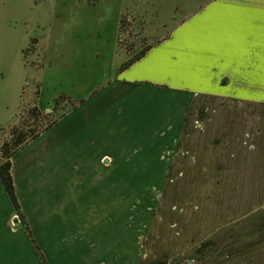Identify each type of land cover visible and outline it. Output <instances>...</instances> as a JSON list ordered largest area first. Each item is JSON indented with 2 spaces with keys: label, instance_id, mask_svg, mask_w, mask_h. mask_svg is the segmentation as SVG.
<instances>
[{
  "label": "rangeland",
  "instance_id": "374dc122",
  "mask_svg": "<svg viewBox=\"0 0 264 264\" xmlns=\"http://www.w3.org/2000/svg\"><path fill=\"white\" fill-rule=\"evenodd\" d=\"M227 1L0 0V148L16 126L43 129L83 100L94 103L128 58L183 23L199 47L189 52L193 63L208 68L217 26L262 22L264 7L240 13L260 0ZM229 5L237 10L220 13ZM238 48L250 58L244 97L232 91L239 76L195 77L186 109L169 105L144 132L136 122L119 127L125 140L104 143V168L72 167V202L53 206L56 245L72 252L57 264H264V46ZM36 107L39 120L29 121ZM97 125L84 127L73 149L89 146Z\"/></svg>",
  "mask_w": 264,
  "mask_h": 264
},
{
  "label": "crops",
  "instance_id": "0c3cea01",
  "mask_svg": "<svg viewBox=\"0 0 264 264\" xmlns=\"http://www.w3.org/2000/svg\"><path fill=\"white\" fill-rule=\"evenodd\" d=\"M262 3L264 0H260V4L251 5V8L241 6V12L238 11L240 13L259 11V14L264 7ZM231 7L237 10L238 5L225 6L220 13L229 15ZM263 14L260 19L262 22L250 25L233 27L224 24L219 28L215 23L217 29L210 32V35H213V45L210 44L211 49L207 51L209 55L208 59L206 58L207 65L204 66L209 67L204 69L202 65L199 69V66L193 63L189 52L198 51L199 47L190 44V40L187 41L188 34L183 29L186 23L181 24L170 37L152 46L142 59L121 72L103 95H100L103 91L97 96L93 95L94 103L90 104L89 101L84 100L77 108L68 112L55 125L13 156L12 173L21 208L49 264L54 262L57 264L58 254L72 252L66 246L56 245L53 211V206L59 202L64 211L68 203L72 202L69 182L72 167L85 171H88L90 166L104 168L103 163L108 162L104 153V143L108 141L117 146L115 142L125 140L121 137L119 127L136 122L142 125L137 126L140 127L141 132H144L143 126L149 127V120H145H158L162 123L163 117L168 115L169 105L186 109L190 104L191 93L196 90L189 85V81H195V77L211 75L221 81L222 77L230 76L232 82L235 76H239L240 80L237 81L239 84L232 91L239 97L248 94L250 84L247 81V70L250 67L248 62L250 58L248 52L243 53L238 47H246L249 41L264 46L263 42L259 43V39L264 36ZM237 15L238 12H235V16ZM188 30L198 33L200 26L190 24ZM219 80H216V83ZM253 86L252 84L251 87ZM152 88L164 93V98L156 102L142 98L141 93H138L146 89L151 91ZM214 91L218 92V90ZM184 111L180 115L181 122L185 120ZM99 113L101 116H98ZM89 122L90 125L87 124ZM97 122V127L94 126L96 139L91 141L89 146L86 144L73 149L71 140L77 138L82 129H90ZM79 123H82L81 126ZM62 124L69 125V130L56 132ZM92 154L94 157H91ZM63 220L65 219H61ZM65 226L67 227L66 222L61 223L63 230ZM60 257L64 258V256ZM0 264H43L1 179Z\"/></svg>",
  "mask_w": 264,
  "mask_h": 264
},
{
  "label": "trees",
  "instance_id": "16d2710c",
  "mask_svg": "<svg viewBox=\"0 0 264 264\" xmlns=\"http://www.w3.org/2000/svg\"><path fill=\"white\" fill-rule=\"evenodd\" d=\"M124 19L121 20V30L123 28ZM152 48V46H147L146 48L142 49L138 53L134 54L130 58H128L119 68V72H123L126 69H128L130 66H132L135 62L142 59L147 52ZM84 101V100H83ZM82 101V102H83ZM59 101H57L58 103ZM81 102V103H82ZM42 112L39 108H33L30 112V120H39L38 116ZM57 119L52 120L49 124H47L43 129H32L28 124L26 126H16L11 131V139L2 143L0 148V179L6 189V192L8 193L12 204L15 208V211L17 215L20 217L21 221L23 222V225L25 229L27 230L29 237L34 244L38 254L40 255L43 264H49L46 256L41 248V246L38 244L36 238L33 235L32 229L27 221V218L25 214L22 211L21 204L18 198L16 184L14 180V175L12 173V158L13 156L22 148H24L26 145H28L33 140L37 139L43 132L50 129L54 124L57 123ZM26 123V122H25ZM206 245V244H205ZM203 250V248H200V252Z\"/></svg>",
  "mask_w": 264,
  "mask_h": 264
}]
</instances>
